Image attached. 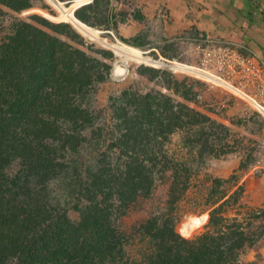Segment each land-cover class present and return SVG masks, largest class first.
<instances>
[{
  "label": "trees",
  "instance_id": "1",
  "mask_svg": "<svg viewBox=\"0 0 264 264\" xmlns=\"http://www.w3.org/2000/svg\"><path fill=\"white\" fill-rule=\"evenodd\" d=\"M36 1L0 0V4L21 13ZM54 1L49 2L55 8ZM85 1H57L66 15L59 13L74 29L99 39V32L86 25L103 9L98 26L117 33V23L125 19L119 15L115 20L108 4L102 8L100 0L77 5ZM30 20L14 23L0 42V264H250L240 262L239 253L257 239H250L242 223L225 216L224 210L238 202L242 189L230 195L218 191L234 176L213 180L203 232L185 240L167 221L159 226L150 219L140 226L151 236L147 251L141 260L128 257L129 238L114 222L113 204L119 202L126 210L136 197H149L156 175L169 171L170 197L176 201L188 188L189 170L169 158L170 136L180 132L184 146L197 149L199 156L217 157L232 152L231 132L178 99L159 91L142 94L130 89L110 99L113 125L106 130L103 123L98 125L100 115L88 102L94 83L110 73L109 65L75 46L83 39L68 24H52L37 15ZM132 44L144 47L141 39ZM111 47L116 56L113 79L127 76L129 62L144 60L141 56L123 62V52L132 48L121 43ZM139 74L162 79L174 95L193 101L192 84L147 66ZM114 152L121 156L112 165ZM70 209L77 220L70 218Z\"/></svg>",
  "mask_w": 264,
  "mask_h": 264
},
{
  "label": "rangeland",
  "instance_id": "2",
  "mask_svg": "<svg viewBox=\"0 0 264 264\" xmlns=\"http://www.w3.org/2000/svg\"><path fill=\"white\" fill-rule=\"evenodd\" d=\"M49 1L37 0L31 9L21 13H14L0 4V42L11 32L14 23L17 21L31 23L30 17L33 15L40 16L52 24H68L83 39L82 45L75 46L110 67L107 78L102 82H95L89 96L88 104L94 112L100 115L97 120L98 125L103 123L106 130L112 129L110 99L130 89L142 94L159 91L206 114L216 123L231 127H228L231 129L228 143L232 152L220 154L217 157L214 155L202 157L198 155L197 149L184 146L182 141L184 135L180 132L170 136L166 145L169 158L175 165L182 163L189 170L188 188L178 196L176 201H171L170 197L172 171H169L156 175L155 188L149 197H136L133 204H130L126 210L119 202L113 204L114 207H112L111 212L114 222L117 228L129 238L125 248L128 257L131 260H141L142 254L147 251L151 236L142 232L141 225L150 219L159 226L167 221L169 226H172L175 232L185 240H192L194 236L203 232L210 208L206 199L213 185V180H227L234 176V179L224 182L218 188V191H225L227 195L232 194L235 190L239 191V187L242 189L239 191L238 202L224 207L225 216L230 219H237L242 223L245 234L250 239H257L251 247H246L239 253V261L264 264V234L262 237H257L262 231L264 232V120L249 105L230 93L225 86L211 82L213 80L208 77L198 76L200 74L182 70L186 69L184 66H188L206 69L205 71L209 70V73H212L213 68L209 65V68H205L202 63L200 49L203 48V42L193 41L195 38H204L205 35L168 34L164 30L166 27L164 23L168 22L169 18L158 16L155 19L145 20L139 25L137 24L136 28H139V33L135 37L144 41V47L139 48L132 44L134 40L131 35L134 31L131 26L132 23L128 20L125 23H117V33L112 32V35L99 27L104 15L102 9L101 16H94L91 25L85 24L99 32V39H91L78 29L79 32L74 29L73 24L68 23V20L59 13L66 15L62 10L63 5L58 2L67 4L73 0L54 1L55 8ZM100 1L102 8L108 4L107 8L111 9L117 21L120 18V13L124 15V13H130L135 8L127 0H107L108 3H105L104 0ZM92 2L93 0H87L78 2L77 5L84 6L92 4ZM46 16L56 17L57 19L54 21L62 22H52ZM33 24L53 34L50 30L36 23ZM206 37L209 39L216 38ZM60 38L67 40L62 36ZM118 43L132 48L128 52H123V62L128 63L131 58L141 60V56L144 60L129 62L127 76L113 79L112 71L116 56L111 45L115 47L118 46ZM98 51L111 53L112 57L106 58ZM142 66L166 72L173 80L192 84L195 93L193 101L186 102L174 95L172 91L166 88V83L162 79L150 80L148 77L140 75L139 69ZM100 73L104 75V70L101 69ZM223 78L225 79L221 76V79ZM214 149L220 148L216 146ZM120 156L119 152L111 154V164L113 165L116 158L119 159ZM80 162L84 163L82 160ZM176 168L179 169L178 166L173 169ZM160 175L164 176L161 177ZM182 183L180 181L178 187H181ZM55 187V184L51 185V188ZM223 201L225 200L219 202L223 203ZM121 210H123L122 213H120ZM69 216L72 220L78 219L77 213L71 209Z\"/></svg>",
  "mask_w": 264,
  "mask_h": 264
},
{
  "label": "crops",
  "instance_id": "3",
  "mask_svg": "<svg viewBox=\"0 0 264 264\" xmlns=\"http://www.w3.org/2000/svg\"><path fill=\"white\" fill-rule=\"evenodd\" d=\"M127 1L135 8L120 15L125 22L132 23L131 37L135 41L139 39L135 37L139 33L137 24L158 16L168 17L169 21L164 23L168 34H202L232 44H244L264 60V0Z\"/></svg>",
  "mask_w": 264,
  "mask_h": 264
},
{
  "label": "built area",
  "instance_id": "4",
  "mask_svg": "<svg viewBox=\"0 0 264 264\" xmlns=\"http://www.w3.org/2000/svg\"><path fill=\"white\" fill-rule=\"evenodd\" d=\"M112 35V31H108ZM203 42L199 48L202 54V63L209 70L198 69L224 81L230 93L237 96L264 120V60L259 54L244 44H232L220 38L193 39ZM200 46V44H199ZM211 63V64H210ZM209 68V67H208ZM225 79H221V76ZM201 77V75H198ZM211 81V80H209ZM216 83L215 81H211ZM220 84V83H218ZM221 85V84H220Z\"/></svg>",
  "mask_w": 264,
  "mask_h": 264
},
{
  "label": "bare ground",
  "instance_id": "5",
  "mask_svg": "<svg viewBox=\"0 0 264 264\" xmlns=\"http://www.w3.org/2000/svg\"><path fill=\"white\" fill-rule=\"evenodd\" d=\"M69 10V9H68ZM70 11V10H69ZM186 69H182V70H188V72H192V73H196V74H200V75H202V76H205V77H208V78H210L211 80H213V81H215V82H217V83H220L221 85H223V86H225V87H228V85H226L225 83H224V81H222V80H218V79H216V78H212L211 76H209L208 74H206V73H204V72H200V70H198V68H194V67H188V66H184Z\"/></svg>",
  "mask_w": 264,
  "mask_h": 264
},
{
  "label": "clouds",
  "instance_id": "6",
  "mask_svg": "<svg viewBox=\"0 0 264 264\" xmlns=\"http://www.w3.org/2000/svg\"><path fill=\"white\" fill-rule=\"evenodd\" d=\"M204 223V222H203Z\"/></svg>",
  "mask_w": 264,
  "mask_h": 264
}]
</instances>
